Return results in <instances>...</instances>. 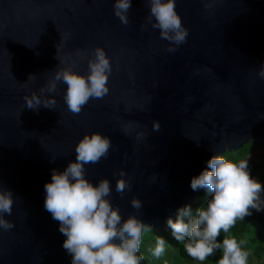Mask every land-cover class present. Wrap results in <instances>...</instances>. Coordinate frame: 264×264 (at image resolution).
I'll return each mask as SVG.
<instances>
[{
  "label": "water",
  "instance_id": "1",
  "mask_svg": "<svg viewBox=\"0 0 264 264\" xmlns=\"http://www.w3.org/2000/svg\"><path fill=\"white\" fill-rule=\"evenodd\" d=\"M112 5L0 0V187L13 193L0 264H70L59 222L43 206V185L53 168L75 159L85 133L111 141L106 156L85 165L86 177L107 178L122 218L137 215L154 230L197 200L201 189L192 190L190 179L211 155L264 140V79L257 74L264 0H176L187 29L179 46L152 27L147 0H131L126 25ZM96 47L110 60L108 92L73 114L63 100L66 85L56 81L52 93L47 85L65 67L86 75ZM33 94L54 97V108L26 107ZM134 198L140 209L131 206Z\"/></svg>",
  "mask_w": 264,
  "mask_h": 264
},
{
  "label": "clouds",
  "instance_id": "2",
  "mask_svg": "<svg viewBox=\"0 0 264 264\" xmlns=\"http://www.w3.org/2000/svg\"><path fill=\"white\" fill-rule=\"evenodd\" d=\"M175 3L176 0H147V18L153 28L159 29L161 38L179 46L185 42L187 29L181 24ZM130 6L131 0H113V14L122 24L129 22ZM87 68L86 75L71 67L60 69L46 88L52 93L55 82H63L66 85L63 100L73 114L79 113L90 98H100L108 92L111 65L101 47L90 53ZM257 74L264 79V61ZM44 92L45 88H41L40 93ZM41 105L54 108V97L43 100L36 94L25 97L26 107L36 109ZM156 129L158 124L154 125ZM110 146L107 135L85 133L75 146V159L70 160L62 171L53 168L50 180L43 185V206L52 219L59 222L58 230L64 236L62 247L70 255V264H140L143 259L138 250L141 232L147 230V225L134 214L122 218L118 206L110 201L112 188L107 178L93 183L85 174V165L106 156ZM205 163L206 167L190 179V187L211 194L206 205L197 207L194 212L188 204L180 206L174 216L166 218V225L172 237L183 242L186 253L198 261H205L219 249L222 254L218 264H247L249 253L242 248L243 240L225 235L217 241V237L221 232L228 233L237 218L250 215L249 209L261 210L258 201L264 186L250 175L246 160L232 161L213 154ZM125 187V182L118 180L115 191L122 193ZM130 204L134 209L141 207L137 198ZM12 205L11 189L0 187V229L13 227L5 218V214H11ZM164 245V239L158 237L151 254L159 257L164 252Z\"/></svg>",
  "mask_w": 264,
  "mask_h": 264
},
{
  "label": "trees",
  "instance_id": "3",
  "mask_svg": "<svg viewBox=\"0 0 264 264\" xmlns=\"http://www.w3.org/2000/svg\"><path fill=\"white\" fill-rule=\"evenodd\" d=\"M226 159L232 161L246 160L250 175L261 182L264 186V140H251L234 151L221 153ZM210 193L201 189V194L193 203H189L193 212L197 207L205 206L210 198ZM261 210L249 209L251 214L243 218H237L230 227L228 233L221 232L217 241H221L225 235L235 237L238 241L243 240L242 245L249 256L256 261L247 264H264V188L259 193ZM161 237L165 241L164 252L155 257L151 249L155 246L156 239ZM138 254L143 256L140 264H218L222 252L215 250L212 255L206 257L205 261H198L189 256L183 248V242L175 240L170 229L154 230L150 227L141 232L140 247ZM248 256V257H249Z\"/></svg>",
  "mask_w": 264,
  "mask_h": 264
},
{
  "label": "rangeland",
  "instance_id": "4",
  "mask_svg": "<svg viewBox=\"0 0 264 264\" xmlns=\"http://www.w3.org/2000/svg\"><path fill=\"white\" fill-rule=\"evenodd\" d=\"M256 260L252 257V256H249L248 257V262L250 263V262H255Z\"/></svg>",
  "mask_w": 264,
  "mask_h": 264
}]
</instances>
